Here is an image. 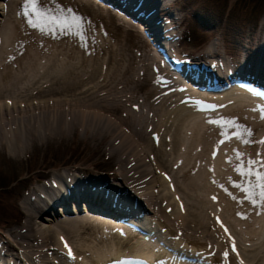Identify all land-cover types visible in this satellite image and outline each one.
Returning <instances> with one entry per match:
<instances>
[{"label": "bare ground", "instance_id": "1", "mask_svg": "<svg viewBox=\"0 0 264 264\" xmlns=\"http://www.w3.org/2000/svg\"><path fill=\"white\" fill-rule=\"evenodd\" d=\"M87 1L131 23L138 32L145 30L147 42L140 40L137 54L128 51L123 41L116 50L113 47L109 57L115 66L104 68V61H98L100 52H95L82 61L88 69L72 64L48 70L44 83L39 86L34 82L24 92L25 98L18 94L13 103L4 106V114L0 112V153L23 160L34 149L76 140L84 142L89 151L112 159V172L98 176L92 170L101 165L96 164L92 169L67 168L66 174L56 171L44 173L40 179L28 178L26 191L20 194L22 202L16 206L20 213L14 222L16 228L9 220L0 224V264H132L138 258L144 264H221L225 256V264H245V253L236 248L225 252L219 244L223 240L209 252L183 234L181 224L188 226L189 216H194L184 212L191 208L183 198H189V183L202 186L199 182L210 180L211 174L219 181L207 192V198L217 196L219 188H224L227 202L241 203L235 185H240L242 176L230 170L228 178L223 155L233 157L231 164L240 165L242 172L253 164V172L260 170L259 161L264 165V150L259 151L262 157L259 152L251 154L258 163L250 158L240 164L235 158L241 146L239 136L249 139L248 130L257 133L264 129V99L248 88L250 84L264 97V23L261 21L258 31L250 29L247 34L235 30L227 40L217 16L214 18L216 13L210 11L213 17L208 25L203 22L202 16L209 14L199 10L198 0H161V5L158 0ZM111 3L126 13L129 7H137V12L127 14L144 28L111 10ZM235 3L227 8L225 18L231 17ZM154 9L169 21V26L160 17L152 24L155 17L150 13ZM176 9L178 12H173ZM5 15L0 3V21ZM192 21L218 37L210 35L206 45L191 53L193 63L200 64L191 73L189 55L183 53L179 43ZM169 29L175 32L164 34ZM170 36L177 37V45L165 44L179 62L171 59L167 64L157 49ZM0 38L4 41L7 37L0 34ZM213 40L222 41L224 49ZM148 47L159 59L151 67L141 60L151 56L146 52ZM205 58L211 60L202 69L197 62H205ZM150 137L154 141L150 142ZM251 150L249 147L247 156ZM43 178L52 180L50 185ZM226 182L232 184V191L224 185ZM250 201L241 204L255 205L253 199ZM57 204V214L50 215ZM148 204L154 210L163 204L171 213L159 210L155 215L146 207ZM138 205L145 213L136 212ZM43 206L47 208L41 209ZM260 211L264 218V210ZM59 216L64 217L62 222L57 221ZM38 217L43 224L36 221ZM261 228L256 230H263V224ZM5 232L10 236L5 237Z\"/></svg>", "mask_w": 264, "mask_h": 264}, {"label": "rangeland", "instance_id": "2", "mask_svg": "<svg viewBox=\"0 0 264 264\" xmlns=\"http://www.w3.org/2000/svg\"><path fill=\"white\" fill-rule=\"evenodd\" d=\"M233 2L237 4L235 11L229 13L231 17L225 18L228 14L227 8ZM0 3L4 5L6 13L4 17H1L0 34L2 37H7L4 40L5 44H3V39L0 38L1 115L4 114V111H2L4 106L7 103H13L18 94L22 95L25 91L27 93L34 82L38 83L39 86L44 83L47 80L45 73L48 70L60 69L72 64H83L84 69H88L87 63H82V61L86 59L88 54L95 52H100L98 61L105 62L102 63L104 68L115 66V62L109 57L113 47L116 50L117 46L123 44V41V45L128 47V51L136 53L140 40L146 41L145 30H143V33L138 32L137 27L112 16L108 10L100 9L92 1L36 0L35 5L31 8L25 7L27 0H0ZM196 6L199 10L209 14L202 16L207 25L213 17L210 11L216 13L214 18L217 16L216 19L220 22L224 31L221 34L226 39L229 34L233 35L235 30H239L240 34H247L250 29L253 32L258 31L260 24L264 23V0H198ZM38 13L42 14L44 18H41ZM126 18L133 24H138L143 28L141 24L129 17ZM64 25H67V27H64ZM187 27L185 39H183L180 48L183 51H189V54L195 53L200 46L206 45L208 38H211L210 35L215 36V38L218 37L216 33L214 34V31H209L207 27L204 29V26L202 27L196 21L188 23ZM214 42L219 43V47L224 49L222 41L216 40ZM125 43L129 45L126 46ZM146 52L150 53L151 56H148V59L141 57V60L145 65L151 67L152 63L156 64L159 59L155 54L156 51L152 50L151 47H148ZM191 55V62L193 63L195 62L192 59L194 56ZM223 57L225 56L223 55ZM208 60L210 61L211 58H205V62L204 59H200L197 63L206 64ZM197 65L200 66V64ZM26 93L23 96L24 98ZM248 132L247 137L249 139H242L239 136L241 146L237 149L238 152L235 158H238L240 164L248 161L253 152L257 153L264 150V129H258L257 133L253 129L248 130ZM151 140L154 141V138L150 137L149 141L151 142ZM235 140H237L236 136L232 141L235 142ZM249 147L253 151L251 150L250 156H247L246 151ZM260 155L263 156L262 153ZM261 157L258 160L262 161ZM223 158L227 161L224 170L227 171L225 174L228 178L229 176L231 178L230 170L237 171L241 175V166L231 164L233 157H230L227 153L226 156L223 155ZM111 160L99 151H89L84 142L76 143V140H74V143L60 144L59 146L49 144L34 149L30 157L23 160L12 159L0 153V168H2L0 172V224L2 225L5 220H9L13 229L16 228L14 222L19 220L18 215L20 214L16 206L18 207L22 202L20 194L26 191V180L28 178L36 180L42 178L41 176L44 173L56 171L66 174L65 169L67 168L92 169L96 164L101 165L92 169L94 170L93 173L95 172L94 174L98 176L110 175L112 172V166H109ZM252 160L254 161V159ZM254 162H257V160ZM259 163L257 164L260 169L259 172L264 175V165H261L260 161ZM209 178L210 180L199 182L202 186L197 185L196 187L193 183H189V198L185 196L186 199H184V196L180 195L183 202L186 204L189 202V208H191V210L185 208L184 212L194 214V216H189L191 223L188 226L181 224L183 234L194 238L195 242H199L209 252L214 251L216 243L223 240L219 244L223 245L225 252L236 248L245 253V264H264V218H261L260 214V210H264V202L261 201L259 195H254L264 191V187L256 186L257 178L255 175L248 179L246 175L242 176L241 179L239 178L240 185L237 190L240 192L241 197L238 202L248 200V203H250L252 199L256 201L255 205L248 207L241 204L242 202L238 204L227 202L228 198L222 194L224 188H219L217 196L207 198V192L217 184V177L210 174ZM43 179L44 183L50 185L52 180ZM233 182L234 180L231 183L233 184ZM53 184L51 183V185ZM232 184L226 182L224 185L232 191ZM261 185H264V181H261ZM252 187L253 192H251ZM213 197L216 199L214 200ZM129 205L133 204L129 203ZM56 206L52 208L50 215L57 214L56 209L59 210V204ZM146 207L151 212H155V215L159 210L164 211L163 214L171 213L170 210L165 211L163 204H159L155 207V210L151 204L146 205ZM46 208L45 206L41 207L43 210ZM77 208L80 211V207ZM135 209L136 212L138 210L140 213H145L139 205ZM236 210L240 213H237ZM68 211L70 210L68 209ZM152 215L154 216L151 213V217ZM63 220L64 217L60 216L57 219L59 222ZM196 220L198 223L195 222ZM259 220H261V224ZM36 221L39 225L44 222L39 217ZM234 223L237 224V227L234 226ZM205 224L206 227L200 228ZM262 224L263 230H261ZM257 227L261 229L256 230ZM249 233H251V236ZM6 236H10L8 232H5ZM221 259V264H225L227 257H221ZM209 264H213V262H209Z\"/></svg>", "mask_w": 264, "mask_h": 264}, {"label": "snow or ice", "instance_id": "3", "mask_svg": "<svg viewBox=\"0 0 264 264\" xmlns=\"http://www.w3.org/2000/svg\"><path fill=\"white\" fill-rule=\"evenodd\" d=\"M35 3H36V0H27V4L25 5V7L26 8H31V7H33V5H35ZM39 15L41 16V18H44L42 14H39ZM64 27H67V25H64ZM253 167H255L254 164L246 172H240V174L242 176L246 175V176H249V177L255 175L256 178H257V185L256 186L257 187H264V185H261V181H264V175H261V173L259 172V170H257L256 172H253V170H252ZM235 186L239 187V185H235ZM225 191H227V190L225 189ZM254 195H259L261 201L264 202V191H261L258 194H254ZM213 199L215 200L216 198L213 197ZM252 202L254 204L256 203L255 200H253ZM65 246L68 247L67 244ZM68 251H69V255H71V249L70 248L68 249Z\"/></svg>", "mask_w": 264, "mask_h": 264}, {"label": "water", "instance_id": "4", "mask_svg": "<svg viewBox=\"0 0 264 264\" xmlns=\"http://www.w3.org/2000/svg\"><path fill=\"white\" fill-rule=\"evenodd\" d=\"M119 7V6H118ZM113 8H115V7H113ZM134 9H138L137 7H135Z\"/></svg>", "mask_w": 264, "mask_h": 264}]
</instances>
